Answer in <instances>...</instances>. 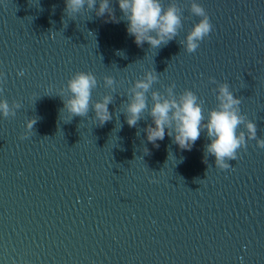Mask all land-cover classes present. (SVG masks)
Returning <instances> with one entry per match:
<instances>
[{
    "label": "water",
    "instance_id": "obj_1",
    "mask_svg": "<svg viewBox=\"0 0 264 264\" xmlns=\"http://www.w3.org/2000/svg\"><path fill=\"white\" fill-rule=\"evenodd\" d=\"M174 2L183 26L152 49L127 33L118 0L115 21L97 15L99 0L75 16L65 0H0V98L21 105L0 117V264H264V0H200L213 30L193 53L182 41L200 17L191 0H161ZM149 70V109L174 83L207 117L227 83L241 101L237 133L251 120L257 139L228 169L207 153L206 130L190 151L167 134L148 142V111L129 126L125 109ZM78 71L98 80L93 102L112 96L103 125L91 106L64 110L59 91Z\"/></svg>",
    "mask_w": 264,
    "mask_h": 264
},
{
    "label": "clouds",
    "instance_id": "obj_2",
    "mask_svg": "<svg viewBox=\"0 0 264 264\" xmlns=\"http://www.w3.org/2000/svg\"><path fill=\"white\" fill-rule=\"evenodd\" d=\"M36 2L38 3L39 0ZM110 3L111 0H99L97 15L104 16L108 13L109 18L115 21L116 17ZM96 5L97 0H65L69 16L80 13L85 6L93 9ZM118 5L127 20V33L134 37L138 46H143L145 42L152 49L167 45L183 26L182 12L179 4L175 2L170 3L167 8L161 0H118ZM190 12L200 19L194 23L182 44L188 53H193L200 42L212 32L213 25L200 0H191ZM117 54L122 53L118 50ZM23 74L22 71L19 73L21 76ZM157 80L158 74L153 70L145 72L142 78L136 79L129 89L130 99L125 109L129 126H135L145 111H148L152 123L145 131L147 141L153 145L158 147L157 141L164 140L167 134L169 137H174V143L181 150L190 151L201 132L206 130L211 141L207 145V153L215 157L216 166L220 169H228L230 167L228 161L237 158L238 150L246 146L248 140L257 139L256 124L251 120L246 125L247 135L244 132L237 133L238 126L244 123V117L239 109L241 101L234 96L227 83L221 84L218 88L219 106L210 110L205 117L198 96L192 90L185 89L177 97L174 93V83L168 87L166 96L157 91L151 93L152 106L149 109L147 94ZM212 82L215 83L214 78ZM104 84L115 91L114 77L105 76ZM97 85L98 80L92 72L78 71L68 79L59 94H67L64 110L70 117L86 116L91 106L100 125L112 119L108 107L112 101L111 95H105L99 101L92 100V91ZM19 107L21 105L18 102L10 106L7 99L0 98V117L15 116V109ZM35 122V120L28 121L27 129L30 130ZM257 145L264 149V139H258Z\"/></svg>",
    "mask_w": 264,
    "mask_h": 264
}]
</instances>
